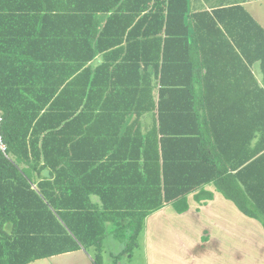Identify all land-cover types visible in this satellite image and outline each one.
<instances>
[{"label":"trees","instance_id":"1","mask_svg":"<svg viewBox=\"0 0 264 264\" xmlns=\"http://www.w3.org/2000/svg\"><path fill=\"white\" fill-rule=\"evenodd\" d=\"M33 2L0 0V264L82 248L102 264L111 233L131 256L147 217L213 200L207 186L264 228V29L243 6L192 16L188 0H138L123 15L116 0H59L31 15ZM257 62L263 86L247 87ZM134 114L126 158L81 174L55 162L87 143L86 125ZM47 167L61 169L34 189Z\"/></svg>","mask_w":264,"mask_h":264},{"label":"crops","instance_id":"2","mask_svg":"<svg viewBox=\"0 0 264 264\" xmlns=\"http://www.w3.org/2000/svg\"><path fill=\"white\" fill-rule=\"evenodd\" d=\"M15 4L13 3L14 7L16 6L17 0ZM24 4H27L28 1H34L32 6L36 7L32 9L30 12L31 15H45L53 3L56 5H61V3H57L59 0H23ZM76 1H83V0H76ZM118 4L120 3V7L125 10L123 15H138V0H116ZM257 4V6H254ZM153 5V3H152ZM189 5V13L194 16L195 14L202 13V12H209L212 13L214 10L229 8L232 6L241 5L243 6L248 13L258 22V24L264 29V0H188ZM91 5L87 4V8ZM84 7V5H82ZM263 10V11H262ZM98 15H105L110 16L111 12H99ZM262 19V20H261ZM96 63L101 62V57H98L95 60ZM230 70L231 72L236 68V72L232 73L231 76L233 78L237 77L239 69H243L242 65H239V59L236 56L230 55L229 57ZM249 65V64H247ZM252 75L246 74L247 80V87L248 81L253 83V78L257 79L259 84L263 86L262 79L263 74L260 69V63L257 62L253 64L251 67ZM136 78V76H134ZM236 90L237 87H236ZM122 109V108H120ZM135 114L132 119L129 120H101L97 122H91L90 124L86 125L83 129V132L86 133V141L85 145H81L77 148V153L74 155L73 152H70L66 156L60 155L55 157V162L57 164H61L63 167L67 164L68 161H73V165L75 166V172L77 171L78 174L83 172L82 170V163L86 165L90 161H98L96 165H101L104 161L109 160L117 150H119L117 157L118 158H126V155L130 154L134 149L132 148V140H135L138 135V122L135 120ZM153 114H147L143 117L142 120V129L143 132H146L151 126L153 125ZM73 132H77L73 129ZM83 137V138H84ZM6 152V150H5ZM129 152V153H127ZM135 155V154H134ZM80 160V162L78 161ZM72 163V162H71ZM81 167V169L78 168ZM57 168L58 170L61 169ZM52 171L51 168H45L39 176L38 174L34 173L35 175V184L33 185L34 189H37L36 183H40L43 178H50L51 176H55L57 171ZM45 171H48L49 176L46 177L44 175ZM74 173V172H73ZM207 190H210L214 193V199L207 201L206 203H198L194 200L193 195L189 196V205L190 209L186 212L190 216H193L195 220L200 223V230L199 234L202 235L203 239H206L205 246L202 247L203 250L209 243L212 241V233L216 232L215 235L218 236L217 239H234L235 236L238 237L240 232H246L247 235H252L255 233L261 234L260 229L256 227L254 223L256 220L251 219L245 216L243 213L239 211L236 205L224 198V196L215 190L214 186H207ZM94 202L97 205H100L101 201L97 196L93 197ZM173 206L168 205L164 207L162 210L150 215L146 218L145 225H146V251L147 255L150 257L152 253H155V248L150 246V242L152 243L151 238V230L154 229V226L157 228V225L160 222L164 223H171L172 218L175 219V213L173 210ZM176 212V211H175ZM185 214V213H184ZM258 222V221H256ZM202 223V224H201ZM259 223V222H258ZM148 224V225H147ZM260 224V223H259ZM261 225V224H260ZM262 226V225H261ZM263 228V227H262ZM7 229H11V225H7ZM145 229V228H144ZM172 230V228H171ZM264 230V228H263ZM188 235V233H187ZM199 239V236L196 238V242ZM152 248V249H151ZM152 250V251H151ZM80 251H84L87 254L84 248ZM80 251L72 252L76 254ZM220 251H216L218 253ZM69 254V253H68ZM90 258V253L87 254ZM94 264V258L92 257ZM239 261V259L237 260ZM238 264V263H237ZM244 264V262H242Z\"/></svg>","mask_w":264,"mask_h":264},{"label":"rangeland","instance_id":"3","mask_svg":"<svg viewBox=\"0 0 264 264\" xmlns=\"http://www.w3.org/2000/svg\"><path fill=\"white\" fill-rule=\"evenodd\" d=\"M174 213L175 219L172 218L171 223L160 222L157 228L154 226L151 230V238L154 237L150 246L155 248V253L150 257L146 251L145 225L131 256H118L125 245L115 234L108 235L104 242L102 264H264V230L258 222L254 223L261 234L247 235L246 232H240L233 240H224L217 239L216 232H213L212 241L201 250L206 239L198 233L200 223L193 216L190 218L188 213L179 214L175 210ZM197 236L199 239L196 242ZM86 253H90V258L84 251H80L76 254L37 260L30 264H92L95 251L90 249Z\"/></svg>","mask_w":264,"mask_h":264},{"label":"built area","instance_id":"4","mask_svg":"<svg viewBox=\"0 0 264 264\" xmlns=\"http://www.w3.org/2000/svg\"><path fill=\"white\" fill-rule=\"evenodd\" d=\"M2 122H3V118L0 117V151L5 152V150H6V145L4 144V139H3L2 132H1V125H2Z\"/></svg>","mask_w":264,"mask_h":264},{"label":"water","instance_id":"5","mask_svg":"<svg viewBox=\"0 0 264 264\" xmlns=\"http://www.w3.org/2000/svg\"><path fill=\"white\" fill-rule=\"evenodd\" d=\"M44 175H45L46 177H48V176H49L48 171H45Z\"/></svg>","mask_w":264,"mask_h":264}]
</instances>
